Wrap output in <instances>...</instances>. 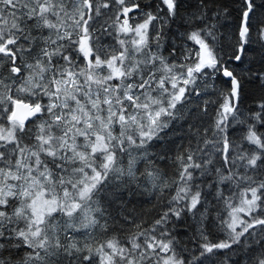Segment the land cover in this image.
<instances>
[{"label":"snow or ice","instance_id":"snow-or-ice-1","mask_svg":"<svg viewBox=\"0 0 264 264\" xmlns=\"http://www.w3.org/2000/svg\"><path fill=\"white\" fill-rule=\"evenodd\" d=\"M0 264H264V0H0Z\"/></svg>","mask_w":264,"mask_h":264}]
</instances>
